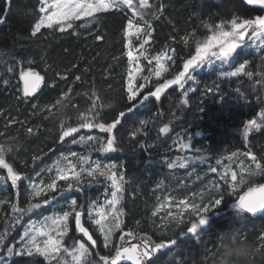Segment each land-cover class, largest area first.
<instances>
[{
  "label": "trees",
  "instance_id": "trees-1",
  "mask_svg": "<svg viewBox=\"0 0 264 264\" xmlns=\"http://www.w3.org/2000/svg\"><path fill=\"white\" fill-rule=\"evenodd\" d=\"M150 2L163 5L164 11L159 19L151 21L153 27L148 52L150 56L168 52L175 61L168 62V72L163 74V80L172 78L182 70L184 60L190 55V47L194 52V38L190 35L189 45H185L179 40V36L190 34L193 29L198 38L208 34L207 29L201 25V20L218 22L229 19L232 15L251 18L263 14V10L246 5L244 0ZM39 7V0H0V132L6 134L0 136V143L16 145L12 157L29 177L36 179H39L36 172L45 166L44 161L39 162L36 167L31 166L29 157L36 150H47L49 147L55 149V152L44 158L51 164L60 154L69 153L72 146L70 142H57L59 119L64 115L63 111H57L53 120H42L41 117L31 115L30 104L17 100V73L20 66L34 67L45 75L48 86L42 89L43 103L54 102L59 92L67 90L69 86L74 87V94L95 90L103 98V113L106 114L104 119L109 123L119 112H126L128 101L124 85L129 67L126 55H122L126 51L122 40L123 27L127 23L123 15H108L102 20L98 30L94 28L91 34L78 27L81 22H76L73 28L64 32L42 29L33 37L31 31L40 15ZM96 35L103 36V39H95ZM244 52H251L248 57L249 70L253 72L251 79L247 76L218 75V65L203 70L198 73L197 83L192 87L195 91H189L187 97L182 98L178 90L171 87L162 93L159 101L150 97L144 104H138L133 113L127 114L123 125L118 126V150L107 154L95 153L104 162L123 165V219L128 228L133 229L136 228V222L140 221L143 230L153 235L154 239L159 238V233L152 232L147 217L158 206L157 198L161 200L167 194L188 198L205 185L220 183L224 200L215 214L209 213V222L201 226L199 236L187 233V224L180 225L179 228L173 224L168 236H173L174 232L177 234V246L171 249L174 255H169L167 249L159 256L157 264H169L170 261L172 264H236L237 261L239 264H264V248L255 252L251 260L240 254L260 247L259 237L264 233V214L257 217L246 213L237 214L231 206L236 202V196L229 194L227 186L219 180L216 173L208 171L210 166L221 171L216 160L225 162L224 157L233 151L243 153L251 150L258 157L264 158V128L259 132L253 131L247 141L243 135L247 122L259 117L264 111V84L257 83L264 78V61L251 49L246 48ZM8 68H13L14 71L8 72ZM62 76H66L67 80L61 79ZM76 76H80L82 80L75 81ZM5 80L8 81L7 84L4 83ZM163 80L155 82L151 79L142 94H147L149 88L154 90L155 84ZM52 84L57 85L55 90L52 89ZM77 99L79 108L67 110L70 121H76L79 112L86 110L88 106L86 97L79 96ZM184 99H187V104L182 103ZM12 118L26 121L32 126L40 125L39 134L28 135L19 124L6 127ZM142 120L150 121L145 129L149 134L138 135L133 139L131 132L141 127ZM158 123L168 125L172 134H183L184 139H191V147L199 149L200 155L206 157L207 162L196 161L188 168L169 169L166 159L171 158L174 151L169 144L159 139L156 129ZM91 134L106 139L105 134L98 130H93ZM13 137L16 139H11ZM239 157L249 163L246 157ZM26 160H29L27 168L24 167ZM190 170H194L195 174L188 175ZM248 179L255 183L264 182V176ZM161 181L163 186L158 187ZM97 184L85 187L81 192L72 191L65 196L69 200L77 199L80 203L96 200L103 192L102 186ZM21 192L23 197V189ZM13 195L14 190L9 186H0V198ZM58 200L59 203L65 202L63 198ZM55 208L57 207L52 204L26 217L12 232L10 242L19 239L27 219L47 216ZM2 229L3 223L0 220V230ZM180 229L184 231L181 232ZM236 231L241 235L234 243L231 234ZM237 247L240 252L235 251ZM5 255L6 250L0 251V259ZM27 259L13 256L4 261V264H26Z\"/></svg>",
  "mask_w": 264,
  "mask_h": 264
},
{
  "label": "snow or ice",
  "instance_id": "snow-or-ice-1",
  "mask_svg": "<svg viewBox=\"0 0 264 264\" xmlns=\"http://www.w3.org/2000/svg\"><path fill=\"white\" fill-rule=\"evenodd\" d=\"M246 5L256 6L264 10V0H244ZM39 17L34 23L31 36L36 37L42 29L59 30L64 32L73 28L76 22H81L78 27L85 29L90 34L95 28L98 30L102 20L110 14H121L127 23L123 27L122 55L127 56L129 70L126 77L128 106L125 111L119 112L110 123L104 119L103 109L105 103L101 95L95 90L76 92L74 87L61 90L54 102L43 103V87L48 86L46 78L33 67L20 66L18 75L17 100L30 104L31 115L41 117L42 120H53L57 111H63L64 115L59 119L58 143L70 142L73 145L86 146L85 153L70 151L68 154H60L49 164L45 161L55 149H38L30 157L31 166L36 167L44 161V167L36 172V177H29L12 157L16 145L0 143V186H9L14 190V195L0 198V220L3 229L0 230V251H5L9 258L26 257V264H157L158 253L168 249L169 255L173 246H177V234L168 236V231L173 224L177 228L187 224L186 232L199 236V229L209 222V213L215 214L224 200V191L219 182L205 185L201 190L192 193V198L168 196L164 200H158V206L154 207L151 215L147 217L153 233H159V238L144 231L140 221L136 222V228H128L124 221L125 210L122 205L125 192V176L121 169L123 165L107 163L99 158H94L93 153H112L118 150L116 131L122 126L128 113H133L136 106L144 104L150 97L161 99L162 93L167 89L177 86L180 95L187 97L189 91L195 88H186L190 81L197 83L193 71L205 66L234 69L221 72L225 77L247 76L253 77L249 70L251 52L245 53L244 49H251L259 54V59L264 61V14H257L251 18L241 15H232L229 19H221L218 22L201 20V25L207 29L208 34L203 38L196 37L195 29L190 34L179 36V40L189 45L190 35L194 38V52L189 48V57L184 60L182 70L175 73L172 78H165L163 82L156 83L154 90L149 88L147 94H142L146 87L144 83H138V74L143 71L140 67V58L144 57L148 65L156 63L154 73L156 80L160 81L163 73L168 72V61H172L170 55H156L149 57L146 45H149L152 37L153 19H159L163 13V5H157L150 0H39ZM97 40L103 36L96 35ZM176 39V37H172ZM136 41L139 43L137 44ZM174 52V49L172 50ZM119 59V57H116ZM8 68V72H13ZM152 75L143 76L149 81ZM258 75H260L258 73ZM61 79L67 80L66 76ZM80 76L75 81H81ZM8 83L7 80L4 81ZM264 84V78L257 81ZM55 90L57 85L52 84ZM211 90V89H209ZM87 98L86 110L80 111L76 121L67 118L68 109H78L77 97ZM182 103L187 104V99ZM150 121H140L141 127L131 132L135 139L138 135L147 136L145 131ZM19 124L28 135H38L40 125L32 126L26 121L12 118L9 124ZM264 128V111L260 113L259 120L251 119L244 127V139L248 140L253 131L259 132ZM82 130H88L86 133ZM93 130L105 134V138L92 135ZM160 133H168L169 126L159 128ZM0 132V136H5ZM11 139H16L15 137ZM181 149H189V144L183 139L179 142ZM199 152V149L196 150ZM247 158L249 163L238 159L239 156ZM237 158V159H233ZM229 161L224 164L221 159L216 160L221 171L217 167L210 166L208 171L216 173L219 180L227 186L230 195L236 196L233 208L237 214L246 213L256 216L264 214V183L250 182L249 177L264 176V158L258 157L251 150L238 153L233 151L224 157ZM29 160L24 161V167H29ZM200 161L206 163V157L202 155L194 157L177 156L167 164L169 169L187 168L189 163ZM235 164V168L233 165ZM191 175V172L189 173ZM99 178H103L101 181ZM197 179H200L197 176ZM27 181V183H25ZM107 181V187L103 194V202L100 198L87 203H80L77 199L69 200L65 193L72 191L81 192L85 187H91L94 183ZM163 186V181L158 187ZM23 189V197L21 190ZM243 189V191H241ZM58 198H63L64 203H59ZM199 198V203L196 202ZM58 203L51 215L44 216L38 223H29L18 240L10 242L12 232L26 217L37 210ZM178 212L166 211L173 205ZM187 213V216L185 215ZM183 232V229H180ZM143 232V234H141ZM119 234V235H117ZM241 235L239 231L231 234L235 243ZM260 247L252 252L240 253L246 259L251 260L255 252L264 248V233L259 237ZM235 251L240 252L239 247ZM169 264H172L170 261ZM236 264H239L237 261Z\"/></svg>",
  "mask_w": 264,
  "mask_h": 264
},
{
  "label": "rangeland",
  "instance_id": "rangeland-1",
  "mask_svg": "<svg viewBox=\"0 0 264 264\" xmlns=\"http://www.w3.org/2000/svg\"><path fill=\"white\" fill-rule=\"evenodd\" d=\"M136 43L138 44L139 42L138 41H136ZM146 47L148 48V50H149V45H146ZM161 54H165V55H169V53L168 52H162V53H159V54H156V55H161ZM145 55H147V56H149V57H154V56H156V55H152V56H150V54H149V52H147V53H145ZM127 57V56H126ZM169 62V61H168ZM217 65L219 66V64L217 63ZM167 66H168V64H167ZM140 67L143 69V71L142 72H140L139 74H138V79H137V82L138 83H144V84H146V87H145V89L146 88H148V85L150 84V82H151V79H153L155 82L157 81L156 80V77H155V75H154V73H155V71H156V63H155V60H153V63H152V65H148V62H147V60L144 58V57H141L140 58ZM210 67H208V66H205V67H203V68H196L194 71H193V75H195V77H196V80H197V76H198V73L199 72H201V71H203V70H208ZM149 69H151V72H152V75L150 76V79H149V81H145L144 79H143V76H145V75H149ZM128 70H129V67H128ZM225 70H229L228 68H221V67H219V72H218V75H221V72L222 71H225ZM164 74V73H163ZM163 74H162V76H161V79H160V81L161 80H163ZM194 85H195V83H192L191 81L187 84V85H185V87L186 88H192V87H194ZM173 87H175L177 90H178V92L180 93V89L177 87V86H173ZM189 93V92H188ZM182 98H184L183 96H182ZM260 118V115H259V117H257V118H254V119H259ZM248 123V122H247ZM164 123H158L157 124V133H158V137H159V139H161V141H163V142H165V143H167V144H169L170 146H171V149L174 151V155L171 157V158H167L166 160H167V162L169 163V162H171L172 160H175L176 159V157L177 156H182V157H194V156H198V155H200V152H197L196 150L197 149H193L192 147H191V144H192V140L191 139H189L188 137H187V139H184V135L183 134H179V135H177V134H172L171 133V131H170V128H169V132L168 133H160L159 132V128L160 127H163L164 125H163ZM197 136H199L198 134H197ZM181 139H183V142L184 143H187V144H189V149H187L186 151H183V152H181V153H177V152H175V150H176V148L179 146V142L181 141ZM70 145L72 146L71 147V151H76V152H79V153H85V151H86V146H82V145H80V144H76V145H73V144H71L70 143ZM96 152H94L93 153V157L94 158H99L98 156H96V154H95ZM68 154V153H67ZM66 155V154H65ZM234 160L235 159H237V158H233ZM238 159H240V160H244L242 157H238ZM225 162H223L224 164H228L229 163V161L227 160V159H225L224 160ZM192 166V163H189V165H188V167H191ZM187 167V168H188ZM233 167L235 168V164L233 165ZM174 169H176V168H174ZM220 170H221V168H220ZM191 172V174H195V172H194V170H190L189 172H188V175H189V173ZM101 181H103V178H99ZM98 184H100L101 186H102V188H103V192H102V194L98 197V198H100L99 199V201H98V203H102L103 202V194H104V192H105V189H106V187H107V184H108V182L107 181H104V182H100V183H98ZM97 184V185H98ZM70 193V192H69ZM65 194H67V193H65ZM168 196H172V197H175L176 198V200L178 201L179 199H181V198H178V196L177 195H175V194H173V195H171V194H167L166 196H164L162 199H161V201L162 200H164L166 197H168ZM188 198H192V195L190 196V197H188ZM196 202L197 203H199L200 201L196 198ZM62 203V202H61ZM235 204V203H234ZM234 204H232L231 206L233 207V205ZM175 205V202H173V205H170L168 208H166V209H164L161 213H160V215H163L164 214V212H166V211H172V212H178L179 210L174 206ZM53 206H56V207H58V203L57 202H53ZM49 215H51V214H49ZM48 216V215H47ZM44 217V216H43ZM43 217H41V218H38V219H27L26 220V222H25V224H24V227H23V229H22V231H21V234L23 233V231H24V229H25V227L29 224V223H38L40 220H42L43 219ZM20 234V235H21ZM117 235H119V234H117ZM9 259V257L7 256V254L3 257V259H0V264H4V261H6V260H8Z\"/></svg>",
  "mask_w": 264,
  "mask_h": 264
},
{
  "label": "water",
  "instance_id": "water-1",
  "mask_svg": "<svg viewBox=\"0 0 264 264\" xmlns=\"http://www.w3.org/2000/svg\"><path fill=\"white\" fill-rule=\"evenodd\" d=\"M263 14H264V10H263ZM34 68V67H33ZM36 71H38V72H40L39 70H37L36 68H34ZM41 73V72H40ZM42 75H44L43 73H41ZM18 75H19V71H18V73H17V82H18ZM45 76V75H44ZM82 131H88V130H82ZM187 149H181L179 146L176 148V150H175V152H177V153H181V152H183V151H186ZM262 183H264V182H262ZM248 215H251V214H248ZM261 215V213H258L256 216H254V217H257V216H260ZM252 216V215H251ZM141 234H143V233H141ZM167 249H165V250H163L162 251V253H164L165 251H166ZM162 253H158L157 255H158V257L162 254Z\"/></svg>",
  "mask_w": 264,
  "mask_h": 264
}]
</instances>
